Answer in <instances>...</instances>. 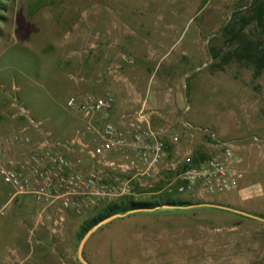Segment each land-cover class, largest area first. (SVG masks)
I'll list each match as a JSON object with an SVG mask.
<instances>
[{
    "label": "rangeland",
    "instance_id": "374dc122",
    "mask_svg": "<svg viewBox=\"0 0 264 264\" xmlns=\"http://www.w3.org/2000/svg\"><path fill=\"white\" fill-rule=\"evenodd\" d=\"M250 2L2 0L0 139L26 125L23 108L52 137L70 140L84 121L68 98L111 93L115 123L143 110L154 129L169 125L178 133L177 144L167 141L169 158L179 146L201 161L224 144L243 158L237 187L221 195L168 193L173 174L165 170L151 189L134 184L133 200L170 197L191 205H163L102 225L84 247L91 264H264V69L255 75L250 64H222L209 51L228 49L219 31ZM246 32L260 38L255 23ZM30 134L41 137L38 129ZM12 193L0 181V208ZM105 204L67 212L55 235L45 218L29 242L36 207L17 197L0 218V264H81L79 228Z\"/></svg>",
    "mask_w": 264,
    "mask_h": 264
},
{
    "label": "built area",
    "instance_id": "2783aa9c",
    "mask_svg": "<svg viewBox=\"0 0 264 264\" xmlns=\"http://www.w3.org/2000/svg\"><path fill=\"white\" fill-rule=\"evenodd\" d=\"M66 104L84 121L82 132L70 140L52 137L23 108L26 125L0 139V181L13 190L0 208V218L17 197H30L36 215L29 242L45 218L51 220L50 232L58 234L67 212L81 214L101 202L129 196L134 184L151 189L150 181L160 170L173 174L164 189L177 194L221 195L235 189L242 177L243 158L228 144L201 161L179 146L169 158L167 141L177 144L178 133L169 125L154 129L143 110L121 115L115 123L111 93L86 92L70 96ZM31 128L41 131L36 141Z\"/></svg>",
    "mask_w": 264,
    "mask_h": 264
},
{
    "label": "trees",
    "instance_id": "16d2710c",
    "mask_svg": "<svg viewBox=\"0 0 264 264\" xmlns=\"http://www.w3.org/2000/svg\"><path fill=\"white\" fill-rule=\"evenodd\" d=\"M1 3L2 0H0ZM252 23H255L259 28L260 38L254 39L246 32V28ZM219 35L223 38L228 49L220 51L211 46L209 51L212 59L219 60L222 64L231 59L238 62L244 61L254 68L255 75H259L264 69V0H251L245 6H239L232 13L228 23L220 29ZM209 138L211 139V137ZM163 205L187 206L191 205V202L170 197L140 201L133 200L128 196L121 197L106 203L95 215L87 218L79 228V239L81 240L95 224L109 216L123 214L134 209H153Z\"/></svg>",
    "mask_w": 264,
    "mask_h": 264
},
{
    "label": "water",
    "instance_id": "95a60500",
    "mask_svg": "<svg viewBox=\"0 0 264 264\" xmlns=\"http://www.w3.org/2000/svg\"><path fill=\"white\" fill-rule=\"evenodd\" d=\"M214 207H219V208H224V209H227V210H230L232 212H236V213H239V214H242V215H245V216H248V217H252V218H258L261 220V218L259 217H256V216H253V215H250L248 213H245V212H242V211H238V210H235V209H231V208H227V207H221V206H216V205H212ZM166 207H170V206H166ZM159 208V207H157ZM156 208H153V209H134V210H131V211H128L126 213H123V214H115V215H112V216H109L105 219H103L102 221H100L99 223L95 224L92 228H90L85 234L84 236L82 237V239L80 240L79 242V245H78V249H77V258L79 260V262L81 264H91L85 257H84V254H83V251H84V247H85V244L87 243V241L89 240V238L91 237V235L99 228L101 227L102 225H105L107 223H109L110 221L114 220L115 218H118V217H123L129 213H133V212H137V211H141V210H154Z\"/></svg>",
    "mask_w": 264,
    "mask_h": 264
},
{
    "label": "crops",
    "instance_id": "0c3cea01",
    "mask_svg": "<svg viewBox=\"0 0 264 264\" xmlns=\"http://www.w3.org/2000/svg\"><path fill=\"white\" fill-rule=\"evenodd\" d=\"M129 114H133V113H122L121 115H129ZM121 115H120V116H121ZM118 119H119V118H118ZM149 119H150V122H151V119H152V118H149ZM169 155H171L170 152H169ZM10 251H11L10 248H7V249H6V253H9ZM12 252H13V251H11V253H12Z\"/></svg>",
    "mask_w": 264,
    "mask_h": 264
}]
</instances>
